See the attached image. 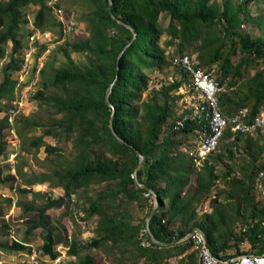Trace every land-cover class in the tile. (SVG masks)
<instances>
[{
	"label": "trees",
	"instance_id": "trees-1",
	"mask_svg": "<svg viewBox=\"0 0 264 264\" xmlns=\"http://www.w3.org/2000/svg\"><path fill=\"white\" fill-rule=\"evenodd\" d=\"M50 1L0 0V60L9 59L0 83V113L9 111H5L3 102L14 97L18 82L13 76L22 70L25 61L26 51L18 36L24 29L23 11L31 5L37 8L33 22L36 30L45 33L53 26L63 27ZM74 2L83 8L88 36L66 43L62 49L66 63L54 69L38 91L36 99L49 109L50 122L44 134L32 142L36 148L45 147L47 154H55L60 147L46 143L45 136H62L75 150L68 168L54 170L56 181L38 179L39 183L53 181L51 187L64 190V198L48 202L42 213L64 199L72 202V196L84 190L85 220L96 219L95 237L87 244L73 239L68 254L79 257L82 251L103 249L114 264H164L171 257L184 255L178 264H197V251H191L193 240L177 243L196 229L205 233L212 254L221 260L249 254L240 249L245 240L251 245L250 252L264 254V197L254 192L253 185L264 169L260 163L264 147L254 153L252 143L246 146L252 161L241 170L240 177H233L234 167L225 161L236 157L233 147L243 134L234 136L228 129L217 153L197 167V147L190 152L188 145L198 139L202 126L189 117V111L186 119L184 115L173 117L179 99L175 93L190 84L188 74L177 64L184 55L194 58L199 69L217 68L220 82L228 81L237 88L247 80L248 94L239 101L231 98L233 91L220 97L225 115L248 107L253 119L264 108V39H251L241 30L248 23L264 33V13L252 14L249 0ZM171 48L176 50L174 55H169ZM72 54L86 55L89 64L77 66ZM169 58L176 60L182 78L169 84L162 82L160 89H152L148 100L143 99L149 92L151 74L163 72ZM258 65L260 69L250 75V68ZM51 88L57 91L49 93ZM179 120L185 121V127L175 131ZM24 123L39 126L28 120ZM11 127L7 119H0V159L7 158ZM231 139V145L224 143ZM140 154L144 157L141 165ZM218 165L224 170L218 172ZM218 181L225 189L211 201L212 211L199 217L200 206ZM92 185L95 187L89 194ZM150 190L154 195L145 197ZM157 198L159 207L152 214ZM139 209L146 218L137 221V215L132 214ZM149 218L151 234L171 246L154 243L147 230ZM0 249L12 253L32 251L16 241H0ZM41 253L52 260L59 257L51 233L45 236ZM66 264L96 262L85 255L78 263Z\"/></svg>",
	"mask_w": 264,
	"mask_h": 264
},
{
	"label": "rangeland",
	"instance_id": "rangeland-1",
	"mask_svg": "<svg viewBox=\"0 0 264 264\" xmlns=\"http://www.w3.org/2000/svg\"><path fill=\"white\" fill-rule=\"evenodd\" d=\"M221 1V0H220ZM238 1V0H237ZM247 1V0H244ZM248 8L255 16H259L264 13V0H249ZM50 6L54 9L53 14L55 18L62 23L63 27L53 26V29L48 32H42L36 30L33 27L34 17L37 13V8L35 6H29L23 11V22L22 27L24 28L19 32V38L21 39L22 47L25 49L26 53L25 64L27 63L26 69L15 74L13 78L18 82L16 87V93L12 99H5L3 105H5L7 110H11L13 107L17 108V116L15 123V133L17 138H11V132L8 133V139L6 143L7 153L12 155V153H17L16 157L11 160V168L15 169L16 175L19 178L20 182L23 184L36 183L38 185L44 184L39 183V178L54 179L53 176L55 169H66L69 166V163L72 161V157L75 155V150L72 148L71 143L67 142L64 137H52L45 136V142L51 144L52 146L60 147L61 151L56 152L55 154H47L45 147H34L32 142L36 137L42 136L45 131V126L49 124V109L47 107L41 106L39 100L36 99V95L39 90L43 88V83L45 78H50L52 71L62 67L66 63L64 53L62 49L66 47V43L73 41L75 39L85 38L88 36V24L83 22L82 16L84 11L79 4H76L74 0H51ZM60 5V7H58ZM72 22H75V31L70 29ZM52 25V23H51ZM168 25V20H164V26ZM246 28L241 30L244 34H247L251 39H264V33L253 24H245ZM67 33V34H66ZM12 44H8V49H11ZM175 48L169 49V55H174ZM72 58L77 66L83 68L89 64L88 57L83 54H72ZM9 59L5 58L0 60V83L3 81V69L8 63ZM239 59L235 61L238 63ZM217 69V68H216ZM260 69V65L257 68H250V75H254L257 70ZM43 70L46 71V75H43ZM181 70L176 66V60L169 58L166 64V68L163 72L153 71L151 74V81L149 86V92L143 96V99L148 100L152 96V89H160L162 82L172 83L173 81L180 80L182 78ZM247 80H243V83H240L239 86L234 90L230 95L234 101H239L240 97L247 95L248 90L245 87ZM57 89L51 88L49 93L56 92ZM49 95V94H48ZM177 100L174 108V118H178L181 115L185 117L189 113L187 109V104L182 101V96H179L178 92L175 93ZM7 112L0 113V119L5 120ZM30 121L33 124L39 125L38 128L28 127L25 125L24 121ZM165 134V133H164ZM233 139L224 140V143L231 145ZM253 144L254 153L258 152L260 148L264 147V133L257 132L253 135H243L242 140L237 142L233 147L236 157L233 160H226L225 163L234 167L233 177L241 176V170L247 168L252 161V158L246 152V146ZM196 146V141L188 145L189 151L191 152ZM260 163L264 164V153L261 158ZM198 167V166H197ZM218 172L223 171L221 165L217 166ZM54 184L53 181H48ZM29 185V184H28ZM92 185L88 189V193H93ZM225 189V185L222 181H218L214 186L212 193L209 199L200 206L199 217H202L205 213H210L212 211L211 201L215 199L217 193ZM84 190H81L78 195H74L75 207H74V222L76 226L78 222L86 225L85 233H88V236L84 243H89L92 238L95 237L94 230L96 228V219L85 220V215L82 212L83 206L87 203V198ZM255 192V191H254ZM80 194V195H79ZM146 197V195H145ZM134 217L137 215V221L146 218V213H141L139 209L136 213L132 214ZM80 226V225H79ZM82 229V226H80ZM80 227H78L77 234L80 232ZM84 229H82L83 231ZM236 230L239 233V228ZM79 238V236H77ZM241 251H247L248 253L251 250L250 243L245 240L241 246ZM68 250L63 251V254L60 253L61 257L58 262L50 264H62V263H78L79 258L84 257L85 255H90L94 258L96 264H114L113 260L106 254L103 249H92L89 251H82L79 257H72L68 254ZM194 251V250H191ZM232 253V251L228 252ZM12 256V255H11ZM42 256V254H41ZM184 257V255L182 256ZM180 257V258H182ZM178 257H171L168 262L165 261L164 264H178L180 261ZM47 261V258H45ZM12 259H9L11 261ZM49 261V260H48ZM137 262L138 260H133ZM12 263V262H11ZM3 264V262H1ZM14 264V263H13ZM129 264V263H128ZM138 264H143V261H139Z\"/></svg>",
	"mask_w": 264,
	"mask_h": 264
},
{
	"label": "built area",
	"instance_id": "built-area-1",
	"mask_svg": "<svg viewBox=\"0 0 264 264\" xmlns=\"http://www.w3.org/2000/svg\"><path fill=\"white\" fill-rule=\"evenodd\" d=\"M69 27L75 31V22H72ZM241 27L242 29L246 28L245 25ZM177 64L182 71L188 74L190 82L189 85L182 87L178 94L183 97L182 101L188 105L185 110L191 113L189 117L192 120L196 119L199 125L202 126V131H199L196 140L198 150L195 159L196 166L200 167L209 156L217 153L228 129L231 130L234 136L238 134L253 135L257 132L264 133V108H261L253 119L250 118L251 111L248 107H243L230 116L223 113L219 104L220 97L227 92L236 90V87L230 85L228 81L220 82L216 77V68L212 70L199 69L195 59L188 55L181 57ZM25 66H27V63L25 64L24 61L22 70L26 69ZM5 116L12 126V130L9 131V134L10 132L12 134L11 138H17L13 128L16 123L17 108L13 107ZM184 127L185 121L179 120L175 124L174 130L179 131ZM16 154L13 153L11 158L14 159ZM253 185L255 193L264 197V169L258 173ZM145 195L149 198L154 193L150 190ZM191 239L193 240V250L197 251L198 254L197 264H264V254L249 253L228 260L215 257L211 252L206 236L199 231H196ZM143 245L150 246V243L143 242ZM10 259H12V263L9 264H50V262H58V259L44 261L41 252L35 249H32L31 252L14 253Z\"/></svg>",
	"mask_w": 264,
	"mask_h": 264
},
{
	"label": "crops",
	"instance_id": "crops-1",
	"mask_svg": "<svg viewBox=\"0 0 264 264\" xmlns=\"http://www.w3.org/2000/svg\"><path fill=\"white\" fill-rule=\"evenodd\" d=\"M11 156L7 153V158L0 159V241L7 244L16 241L41 252L45 236L51 233L55 249L61 254L69 249V243L73 239L84 242L88 236L85 233L86 225L84 222H78L76 226L73 224L74 195L72 202L64 199L42 213L41 210L48 202L64 198V190L51 187L47 182L41 185L29 182L22 184L15 169L11 168ZM22 189L27 191H21ZM78 227L80 232L77 234ZM12 254L14 253L11 251L0 249V262L11 263L9 259ZM42 257L44 261L45 258L47 261L51 260L43 254ZM60 257L61 255L57 259Z\"/></svg>",
	"mask_w": 264,
	"mask_h": 264
},
{
	"label": "water",
	"instance_id": "water-1",
	"mask_svg": "<svg viewBox=\"0 0 264 264\" xmlns=\"http://www.w3.org/2000/svg\"><path fill=\"white\" fill-rule=\"evenodd\" d=\"M133 31H134V33H135V30H133ZM111 123H112V120H111ZM143 160H144V157L140 154V164H139V165L142 164ZM138 169H139V168H138ZM159 203H160V199L157 198V200H156V204H155L154 209H153V211H152V214H153V213L155 212V210L159 207ZM150 217H151V216H150ZM149 221H150V218L148 219L147 230H148L149 234L151 235V237H152L154 243L157 244V245H160V246H164V245H165V246H171L172 244H164V243L159 242V241H158V240H157V239L151 234V231H150V228H149ZM196 231L201 232V233L205 236V233H204V232H202V231L199 230V229H196L194 232H192L191 234H189L188 237H186L184 240L179 241V242H177V243H180V242H183V241L189 240V239L195 234ZM177 243H175V244H177Z\"/></svg>",
	"mask_w": 264,
	"mask_h": 264
}]
</instances>
